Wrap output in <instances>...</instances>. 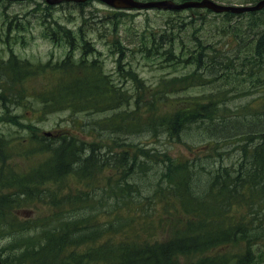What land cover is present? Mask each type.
<instances>
[{
	"label": "trees",
	"instance_id": "trees-1",
	"mask_svg": "<svg viewBox=\"0 0 264 264\" xmlns=\"http://www.w3.org/2000/svg\"><path fill=\"white\" fill-rule=\"evenodd\" d=\"M4 17L8 20L3 18L0 24V38L10 50L11 43L18 37L22 39L23 32L20 21L7 14ZM125 17L122 13H111L106 18L109 28L102 30L114 36L112 54L115 55L117 78L112 86L99 59L95 58L93 62L71 59L70 54L75 49L80 48L81 54L86 55L92 48L87 41L79 39L78 32L60 28L44 31L43 36L48 41L55 46L65 44L69 50L64 59L62 57L53 64L36 65L18 59L11 52L4 61L0 53L1 101L18 102L25 94L23 83L26 79L52 74L54 78L47 90L35 97L43 110L50 113L65 109L90 110L88 112L93 111L96 115L94 112L122 109L102 129L117 126L124 133L135 134L133 140L123 143L125 149L116 152L110 148H119L121 143L114 139L100 145L77 137L70 129L57 135L49 133L41 137L44 141L41 153H49V156L32 171L33 182H28L27 187L10 186L12 191L1 194L0 201L19 200L17 196L28 200H43L47 196L53 200L54 193L46 189L48 186H55L63 179H76L88 189L77 193L76 201H67V205L78 202L82 207L93 208L88 204L93 201L96 188L92 184L93 176L110 169L115 177H106V192L116 201L130 205L149 202L153 198L170 199L177 211V235L162 244L158 241L137 244L134 240L103 244L100 240L105 235L121 231L95 227L78 239L64 240L66 248L93 242V249L83 253L79 263L171 264L172 260L178 262L181 257L194 256V262L189 264H226L227 254L221 252V248L233 245L239 246L242 252L232 264H250L254 258L255 261L264 260V130H261L264 129V117L252 120L244 111L251 99L264 92V16L224 13L214 15L219 22L199 28L196 22L200 14L192 13L185 19L169 13L158 27L142 30L128 27L125 40L135 43L137 51L162 66L172 67L173 72L182 70L169 79L161 77L156 83L157 89L149 94L141 83L137 87L132 63L127 61L133 49L123 45L118 25ZM15 64L25 65L28 69L22 71ZM121 76H125L133 93L120 92L117 81L122 82ZM169 80L177 83L175 90L199 87L204 89V94L190 101V108L180 110L167 92ZM127 106L132 108L125 111ZM238 124L248 125L235 133H219L220 129ZM190 127L199 128L204 142L215 144L244 138L248 145L241 147L243 155L232 168L218 167L220 159L215 150L207 155L208 168L197 169L191 163L187 168L175 161L170 152L172 141ZM140 137L146 138L149 149L140 145L145 143L139 140ZM30 138L36 140L34 134ZM160 138L163 141L158 148L153 143ZM165 138L167 142H164ZM5 145L0 139V153ZM0 161H6V158L0 156ZM204 183L201 190L193 187L200 188ZM245 192L255 203L247 205L250 209L248 220L243 222L234 211ZM14 194L16 196L12 197ZM128 196L132 198L124 202ZM91 217L87 215L73 221L72 229L76 230L79 225L83 227ZM46 238V243L35 255H40L43 249L53 248ZM53 243L55 249L62 246L60 238ZM8 246L22 248L24 256L33 258L32 246L11 243L0 248Z\"/></svg>",
	"mask_w": 264,
	"mask_h": 264
},
{
	"label": "rangeland",
	"instance_id": "rangeland-1",
	"mask_svg": "<svg viewBox=\"0 0 264 264\" xmlns=\"http://www.w3.org/2000/svg\"><path fill=\"white\" fill-rule=\"evenodd\" d=\"M13 2L14 4H12L11 7L9 5L0 7V22L3 18L8 20V17H4V14L9 8L15 13L14 15L12 14L13 17L29 16L32 19L43 17L46 24H57V22H59L61 25L78 32L86 39L91 37V39L88 40L91 41L90 44H93V48L89 51L88 58L99 59L104 72L112 76L115 75V55L112 54L114 36L102 31V29L107 26L105 21H103V25L99 27L101 31L93 32V18L101 17L104 20L109 16V12L96 7V5H93V7L85 6L83 9H80V11L74 12V6L65 5L63 7L48 10L37 2H33L29 5H27L25 1ZM256 2L257 0H255V3ZM153 11L155 10L129 12L134 15V17H125L122 24L119 26V33L121 34L123 45L128 49H133V52L129 53L127 61L132 63L137 87L138 83H141L144 88L148 89V93L146 94L157 89L156 83L161 77L167 76V79H169L174 73L172 67L166 65L162 66L161 63L151 57L146 58L143 53L136 50L135 43H130L125 40V35L128 34V27H132L134 30H142L146 27L155 28L160 25L159 19L162 16L157 14H160L161 11H155L157 14L153 13ZM263 12L264 9L256 14L264 16ZM83 17H85V19H83ZM213 20L212 16H207L205 22H199V25L202 28H206ZM45 23H33L32 25L23 23L21 24V28L31 30L42 28L47 31L50 26H45ZM44 34V31L39 32L38 30L26 34L23 33V46L13 44V51L21 58H27L36 65L40 62L45 63L52 54L53 57L49 59L50 63L59 60L63 57L66 48L63 45L56 47L52 46L43 36ZM74 56L76 58L79 57L80 50H76ZM111 75L106 76L110 85L113 83ZM53 78L52 74H45L34 80L30 78L26 79L24 81L26 88L25 94L18 102H9L7 99L1 101L0 99V137L8 142L3 152L0 153L1 157L6 158V161H0V193L8 192L7 189H3V187H9L8 185L12 181L11 178L7 177V169L14 174H25L30 172L33 168H36L46 158V153H36L38 149H40L41 143L44 142L41 140L43 132L60 130L59 127L69 126L76 132L75 135L79 137L81 136L79 129L84 125L87 128V133L85 134L86 141L91 142L95 140L98 144L105 145L108 141L114 139L117 143H121V147L119 148L115 146L110 148L111 151L116 152L126 148V145L122 142H129L135 137V134L124 133L118 130L117 126H113L112 129L103 130L94 125L97 131L93 132V122L97 123L100 118L106 120L107 117L118 113L119 110L116 109L109 110L107 113L101 115H95L94 117L93 113H87L86 111L75 112L71 109L53 114L49 112L40 113L41 106H37L34 100L28 101L27 97L41 90L44 84ZM121 79L122 82L117 81V83L120 84L118 87L120 92L123 94L133 93L132 87L125 79V76H121ZM66 83H68V81H66ZM260 83L262 84V81ZM167 86L168 94L172 95L180 110L190 108L191 105L189 102L193 99H199L204 94V89L199 87L175 90L177 83L170 80L167 82ZM131 108L132 106H130V108L127 106L125 111H129ZM263 108L264 92L255 96L254 99H251L250 102L245 105L244 111L246 110L247 115L251 114V117L256 118L261 116ZM141 118L144 119L143 112L141 113ZM126 119H128V116ZM115 122L118 123V120L115 119ZM247 125L240 126L238 124V126L235 127L227 126L223 130L220 129L219 133L222 135L223 133L229 134L241 131L244 130ZM259 125L263 126L262 123H259ZM114 129L116 130L115 133H113ZM33 133L37 137L36 141H31L29 139ZM202 135L199 128L190 127L180 132L174 141L171 140L173 147L170 154L174 157V160L181 164H185L187 168L190 165L189 163L197 167V169L200 167L208 168L210 162L207 160V155L210 154L212 150H218L220 154L221 145L220 143L214 145L205 143L202 139ZM139 140L145 142L140 144L143 148H150L145 137H140ZM167 140L168 139L165 138L164 142H167ZM162 141L163 138H160L153 144L159 148V144ZM240 141L243 140L231 139L228 147L236 145L240 143ZM242 143L247 145L248 141H243ZM242 155L243 153L241 150L237 151V153L235 150H230L227 155L224 156L222 163L230 164L232 168L233 165L241 159ZM10 157L12 158L8 161ZM220 166L221 162L218 164L219 168ZM212 167H214V165H212ZM106 177L114 178L115 173L109 169L93 176L92 184L96 187L95 193L93 194V201L91 202L93 208L82 207V205L73 207L78 202L67 205V201H76V194L88 188L80 184L76 179H63L57 185L49 186L50 191L54 193L53 203L55 206L50 205L49 200L51 199L44 196L43 199L45 200H21L17 203V205L21 206L20 208L6 209L4 215L10 217L8 222L23 225L19 227L14 225V227H12L0 223V247L6 245L8 241H13L22 237L27 238V243L39 240L41 232L53 227L57 222V218L64 222L69 218L79 220L87 215H92V217L87 220L83 227L79 225L76 230H73L68 224H65L63 232H65L69 238L74 239L75 236H80L92 229L94 230L95 227L101 229L104 227H108L109 229H120L121 232L119 234L105 235L100 240V243L103 244H108L110 242L116 244L122 241L129 242V240H134L137 244L146 241H158L162 244L176 237L177 211L175 210L174 203L170 199L153 198L149 202L142 201L140 204H123L120 201H116L106 192ZM204 186L205 183L200 188L196 186L193 187L195 190H201ZM131 198V196H128L127 200L124 202H129ZM253 203L255 202L247 198L245 192L241 196L234 214L239 215V219L245 222L248 220L247 216L250 211L247 205H252ZM55 215L58 216L56 217ZM43 221H45L46 224L42 223ZM124 229L125 231H122ZM90 247L93 248V243H90ZM87 249L88 245L86 244L75 249L73 253H69L64 249L58 261L62 263L65 260L64 264H81L77 261V256L85 253ZM221 252L227 254L226 264H232L234 259L241 254L242 249L239 246L233 245L221 248ZM194 260V256L181 257L178 262L172 260L170 263L189 264L193 263ZM250 264H264V260L256 259L255 261L254 258V261Z\"/></svg>",
	"mask_w": 264,
	"mask_h": 264
},
{
	"label": "water",
	"instance_id": "water-1",
	"mask_svg": "<svg viewBox=\"0 0 264 264\" xmlns=\"http://www.w3.org/2000/svg\"><path fill=\"white\" fill-rule=\"evenodd\" d=\"M46 1L50 4H55L61 1H70V0H46ZM101 1L115 8L148 9V8H162L163 7V8H171V9H182L186 7H207L216 12L227 11V10L235 11V12L255 10V6L254 7H244V8H231V7L218 6L209 0H202L201 2H186L180 5H175L170 1L147 2V3L137 2L134 0H101ZM262 5H264V1L260 2L256 6V8H259Z\"/></svg>",
	"mask_w": 264,
	"mask_h": 264
},
{
	"label": "flooded vegetation",
	"instance_id": "flooded-vegetation-1",
	"mask_svg": "<svg viewBox=\"0 0 264 264\" xmlns=\"http://www.w3.org/2000/svg\"><path fill=\"white\" fill-rule=\"evenodd\" d=\"M62 4V3H61ZM61 4H59V5H61ZM58 5V6H59ZM83 5H92L93 6V2H86V3H83V4H75V3H71V2H69V4H67V6H83ZM18 257V256H17Z\"/></svg>",
	"mask_w": 264,
	"mask_h": 264
},
{
	"label": "bare ground",
	"instance_id": "bare-ground-1",
	"mask_svg": "<svg viewBox=\"0 0 264 264\" xmlns=\"http://www.w3.org/2000/svg\"><path fill=\"white\" fill-rule=\"evenodd\" d=\"M257 3V2H256ZM256 3H255V13H257V12H261V10H263L264 8V5L263 6H261V7H259V8H256Z\"/></svg>",
	"mask_w": 264,
	"mask_h": 264
}]
</instances>
